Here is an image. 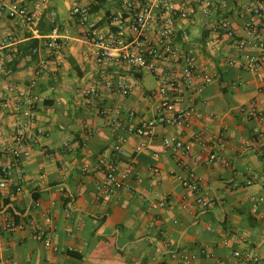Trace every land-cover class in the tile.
Listing matches in <instances>:
<instances>
[{"label": "crops", "instance_id": "1", "mask_svg": "<svg viewBox=\"0 0 264 264\" xmlns=\"http://www.w3.org/2000/svg\"><path fill=\"white\" fill-rule=\"evenodd\" d=\"M38 1L25 0V8L34 11ZM171 1L191 12L183 21L188 37L178 38L177 45L183 53L193 50L201 72L214 80L201 92L195 87L184 91L174 108H198L203 119L183 129L156 125L153 138L130 135L119 163L134 169L128 182L132 193L99 199L103 174L95 167L100 158L114 156L117 140L99 109L122 106L125 115L133 112L139 122L153 120L161 100L159 83L149 74L145 85V73L127 66L98 65L90 55L93 46L85 37V27L74 18L61 23L56 4L47 0L40 16L46 14L52 23L55 14V24L66 38L65 54L52 61L39 80L45 101L39 106L40 133L31 143L30 155L19 162L0 159V169L11 165L14 182L0 191V264H182L164 256L171 247L180 249L179 255H194L191 264H252L243 261L246 253L264 261V66L259 73L249 72L240 61L237 42L247 35L248 19L242 15L240 0H214L210 15L204 14L198 0ZM108 3V8L93 13L94 18L119 10L116 1ZM225 19L232 24V37L212 31L214 22ZM23 27L21 21L0 18V40L21 35L22 43L5 51L7 63L20 45L29 42L31 34ZM206 42L213 47H205ZM233 57L241 58L232 67L228 60ZM18 60L16 71L10 65L0 72V85L35 78L36 59L27 55ZM158 67L186 84L181 79L183 68L174 63ZM104 79L127 82L131 95H113L100 106L89 105L80 94L83 81L91 85ZM201 83L197 78L194 84ZM252 102L261 115L248 119L238 109ZM61 112L57 122L55 116ZM7 123L0 116V124ZM224 129L227 145L222 154L231 167L207 165L214 140ZM199 131L205 133V146L194 140ZM172 137L192 143V151H166L163 142ZM140 145L144 148L137 152ZM190 173L201 182L197 192L179 180ZM14 186L22 187V192L14 194ZM163 198H169V206L154 208ZM202 201L210 205L203 207ZM184 203L190 204V210L182 209ZM14 215L21 217L16 222L19 229L5 231ZM38 233L50 237L52 247L38 241Z\"/></svg>", "mask_w": 264, "mask_h": 264}, {"label": "built area", "instance_id": "2", "mask_svg": "<svg viewBox=\"0 0 264 264\" xmlns=\"http://www.w3.org/2000/svg\"><path fill=\"white\" fill-rule=\"evenodd\" d=\"M119 6V10L106 14L101 19L94 18L88 6H75L72 17L85 27V37L92 44V58L98 65L112 64L117 67L127 66L140 73L154 75L159 83L160 103L157 106L156 118L148 121H138L133 112L124 114L122 106L114 108L103 107L99 114L107 121L108 125L116 133V143L113 147L112 158H100L95 170L102 172L103 179L98 185L99 199H109L119 193H132L128 184L135 175L131 166L122 168L119 160L126 155L125 147L129 142V136L133 134L145 135L149 138L155 136L154 128L162 125L170 128H186L194 121L202 120V112L195 107L175 109V105L182 101L184 91L196 88L201 92L203 87L213 83L212 76L202 73L198 64L197 55L193 50L185 53L177 45L178 38H187L188 31L183 21L188 19L191 12L185 7L176 6L171 0H113ZM241 12L248 21L247 35L237 42L241 52L242 66L249 72L259 73L264 66V0H240ZM205 15H210L215 6L214 0H198ZM47 0H39L34 11H29L21 0H0V18H8L21 21L23 28L27 29L31 37L29 40H37L38 44L31 49L30 56L36 59L35 78L25 82H9L0 85V116L7 120V126L0 124V159L9 157L14 162H19L30 155L31 143L36 139L40 130L37 128L39 106L44 103L45 97L39 90V80L47 71L48 65L59 58L64 57L66 38L59 32L55 24V14L51 21L55 28L49 35H42L37 24L44 10ZM212 31L224 33L228 37L233 36L232 24L229 20L216 21ZM20 39L10 35L0 40V72L7 68L5 51L18 46ZM205 47H213V43L206 42ZM257 49L258 54L251 53ZM240 57V58H241ZM237 57L228 60L229 66L239 63ZM160 63H174L183 68L181 79L179 77L163 73L159 70ZM197 78L202 79L201 84L195 85ZM131 87L125 81L116 83L112 79H104L88 85L83 97L89 105L97 104L106 97L131 95ZM239 113L248 119H255L261 115L257 104L252 102L238 109ZM226 129L222 135L214 140L213 153L206 159L207 165L221 163L225 167H231L222 152L227 145L225 138ZM194 140L202 146L207 144L205 133L196 132ZM166 151H192V143H184L177 138H167L163 142ZM144 145L137 147V152L142 151ZM179 180L188 186L193 192L200 189L201 182L194 173L187 178ZM253 180L249 179L251 185ZM14 185L11 165H4L0 169V191H4ZM14 194L22 192V187L14 186ZM199 200V199H198ZM201 201V200H200ZM203 207H208L210 202L202 201ZM259 201H257V204ZM169 206V198H163L154 204V208H166ZM183 210H190L191 206L184 203ZM13 232L19 229L15 221L7 222L3 228ZM38 241H43L46 247H52L51 238L38 233ZM235 256L240 253L235 252ZM173 258L180 260L182 264H191L195 256L173 254ZM243 261L252 264H264L257 255L243 254Z\"/></svg>", "mask_w": 264, "mask_h": 264}, {"label": "trees", "instance_id": "3", "mask_svg": "<svg viewBox=\"0 0 264 264\" xmlns=\"http://www.w3.org/2000/svg\"><path fill=\"white\" fill-rule=\"evenodd\" d=\"M108 0H93L92 3L90 4L89 8L91 13H99L101 10L104 9V7L107 5ZM37 28L39 30V32L42 35H49L53 29L55 28V24L51 23L48 19L46 14H43L37 24ZM31 37V36H29ZM38 44L37 40H29V42L27 43V45L25 46V44L20 45L18 51L13 54L15 55L13 60L10 63H7V69L10 67V65L15 66L13 68V71H16V66L19 64V57H25L27 55H30L31 53V49L36 46ZM18 57V58H17ZM36 198V197H35ZM15 218V222L19 223L21 220V217L14 215ZM171 252L169 254H165V257H169L172 256L173 254H180L181 250L177 249L175 247H171ZM162 264H167L166 261H164Z\"/></svg>", "mask_w": 264, "mask_h": 264}, {"label": "rangeland", "instance_id": "4", "mask_svg": "<svg viewBox=\"0 0 264 264\" xmlns=\"http://www.w3.org/2000/svg\"><path fill=\"white\" fill-rule=\"evenodd\" d=\"M53 1L56 4V15L58 16V18H59V20H60L61 23H65V22H69L70 20H73L72 19L73 17H72L71 11H72V9L75 6H80V5L84 4V3H89L91 0H53ZM22 2H23V4H25V0H22ZM108 6H109V3L106 5V7L108 8ZM13 21H15V20H13ZM14 36L17 37L18 35H14ZM20 36L17 37V38L18 39L21 38ZM150 78L151 77L149 76V74L148 73H145V80H144V84L145 85H147V82L150 81L149 80ZM88 85H90V83L87 80H84L83 81V88L84 89L81 90V92H80V94L82 96H83L84 90L86 89V87H88ZM57 106H60V103H58ZM53 110L54 109H51L50 108V111L51 112H53ZM62 114H63V112L58 113L55 116V120H57V122H60V119L63 117Z\"/></svg>", "mask_w": 264, "mask_h": 264}]
</instances>
